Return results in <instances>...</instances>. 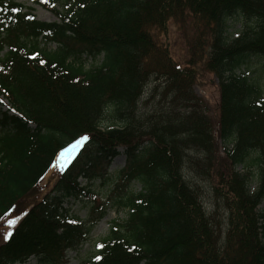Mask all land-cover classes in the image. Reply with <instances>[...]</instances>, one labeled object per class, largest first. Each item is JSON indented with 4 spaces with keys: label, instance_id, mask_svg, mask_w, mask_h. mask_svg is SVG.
<instances>
[{
    "label": "trees",
    "instance_id": "1",
    "mask_svg": "<svg viewBox=\"0 0 264 264\" xmlns=\"http://www.w3.org/2000/svg\"><path fill=\"white\" fill-rule=\"evenodd\" d=\"M31 1L58 21L0 0V97L13 112L0 109V216L26 213L0 264H68L111 208L128 217L83 264H264V87L242 72L264 58V0ZM174 28L187 40L183 62ZM83 56L102 61L86 68ZM201 71L219 81L217 127L194 91ZM81 135L87 146L41 197L58 151ZM120 148L118 206H97L90 184ZM195 178L228 213L224 238ZM83 197L94 199L87 220L63 206Z\"/></svg>",
    "mask_w": 264,
    "mask_h": 264
},
{
    "label": "rangeland",
    "instance_id": "2",
    "mask_svg": "<svg viewBox=\"0 0 264 264\" xmlns=\"http://www.w3.org/2000/svg\"><path fill=\"white\" fill-rule=\"evenodd\" d=\"M19 3L25 4L27 7H31L34 9L33 14L35 18L42 22H57L58 17L50 12L49 10L36 6L32 3L31 0H18ZM229 24H232L229 22ZM240 24H235L233 28L230 29V33L235 34V30H240ZM170 45L172 49V54L177 60H181L183 62L184 57L186 55V46L187 40L184 37V34L181 33L178 29H173L169 34ZM51 49H56L55 45L50 46ZM84 65L86 68H91L99 63H101L102 58L93 59L90 57L83 56L82 57ZM246 69H243L242 72H246L250 78L259 82L262 87H264V58H251L247 63ZM154 84V83H153ZM150 85V88L153 86ZM194 91L196 95L201 98L204 103L207 105V113L214 122L215 127H217V123L220 118V102H221V95H220V88H219V81L215 77L214 74L205 73L201 71V77H199L198 82L194 86ZM0 101L4 107H1V112L13 114L10 112V102L8 99L4 97H0ZM159 101V98H157ZM149 109H153L150 105ZM87 146V144L85 145ZM83 147V146H82ZM81 146L78 147L74 152L70 155H66L64 161L59 159L58 151L56 155L55 162L50 169V171L46 174L44 179L41 181L40 187L42 188L41 197L49 194L53 187L55 186L56 182L58 181V177L63 170L66 169L68 165L72 163V158L75 154L81 150ZM87 148V147H86ZM126 150L125 148L119 149V156L111 161L109 167H107V171H105L104 167L98 166L96 169V173L98 175H103V177H96L95 180L91 182L92 191L95 193V198L98 201L97 206L99 203H107L112 202L113 204L116 203L117 199L115 196H112L111 193L115 186V177L116 175L126 167ZM66 161V162H65ZM239 169V168H238ZM240 170V169H239ZM107 174L105 175V173ZM82 186H86L89 183L84 178L79 180ZM194 185L197 187L199 192L202 194L203 202L207 213L212 217L214 225L218 230L223 234V238L225 237V233L228 228V213L222 203L219 201L217 202L213 194V190L211 185L207 182L199 181L198 178L193 179ZM133 190L135 192H139L141 190L140 185H134ZM256 188V183L253 184L252 189ZM93 198L86 199L83 197L82 199H69L64 202V208L68 210L70 214L78 216L80 219L87 220L90 216V210L92 207ZM116 200V201H115ZM117 204V203H116ZM115 204V205H116ZM118 206V205H116ZM260 209L264 210V201L260 206ZM96 218L98 215H95ZM128 217V212L124 210H118L117 208H111L106 216L98 221L97 225L92 230L88 241L80 247L79 251H72L68 254V264H83L82 262L93 258L95 253H97V245H100V240L105 237L110 230V227L113 222H122L125 221ZM8 218L16 219V225L10 229L13 231L16 229L18 224L23 219V215L19 216L16 214L8 215ZM5 225L0 222V245L5 243L7 240L3 238V234L7 231ZM27 264H36V259L32 258Z\"/></svg>",
    "mask_w": 264,
    "mask_h": 264
},
{
    "label": "snow or ice",
    "instance_id": "3",
    "mask_svg": "<svg viewBox=\"0 0 264 264\" xmlns=\"http://www.w3.org/2000/svg\"><path fill=\"white\" fill-rule=\"evenodd\" d=\"M43 2L47 3V0H43ZM81 7H83V5H81ZM12 10L13 11H17L18 9L14 8ZM41 63L43 64L44 61H41ZM0 103H2V101H0ZM13 111H15V109H13ZM89 139H90V137L88 135H81L79 137V139H76L67 148H64V149L61 150V152L59 153V159L61 161H64V158H65L66 155H70L72 152H74L78 147L82 146ZM0 222H2L5 225L6 229H8L3 234V238L5 240H7L13 234L10 229H12L16 225L17 220L16 219H12V218H8V214L5 213L4 216H0ZM72 223H75V221H72ZM97 247L102 248L103 245H97ZM133 247H135V246L133 245ZM129 251H131V249H129ZM97 259H100V257H97Z\"/></svg>",
    "mask_w": 264,
    "mask_h": 264
}]
</instances>
